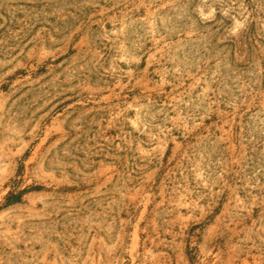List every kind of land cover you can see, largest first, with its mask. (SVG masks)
I'll return each instance as SVG.
<instances>
[{
    "label": "rangeland",
    "instance_id": "1",
    "mask_svg": "<svg viewBox=\"0 0 264 264\" xmlns=\"http://www.w3.org/2000/svg\"><path fill=\"white\" fill-rule=\"evenodd\" d=\"M0 264H264V0H0Z\"/></svg>",
    "mask_w": 264,
    "mask_h": 264
}]
</instances>
